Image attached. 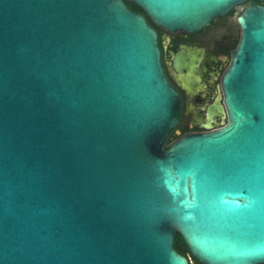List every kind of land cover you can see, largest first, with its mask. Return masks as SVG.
I'll list each match as a JSON object with an SVG mask.
<instances>
[{
    "label": "water",
    "instance_id": "95a60500",
    "mask_svg": "<svg viewBox=\"0 0 264 264\" xmlns=\"http://www.w3.org/2000/svg\"><path fill=\"white\" fill-rule=\"evenodd\" d=\"M191 34L246 1L224 120L178 119L154 29L123 0H0V264H264L262 0H129Z\"/></svg>",
    "mask_w": 264,
    "mask_h": 264
},
{
    "label": "flooded vegetation",
    "instance_id": "af4514ba",
    "mask_svg": "<svg viewBox=\"0 0 264 264\" xmlns=\"http://www.w3.org/2000/svg\"><path fill=\"white\" fill-rule=\"evenodd\" d=\"M263 2L259 4L264 6ZM236 9L234 6L212 18L191 34L150 24L157 36L162 72L178 95L179 133H168L173 134L172 141L186 133L203 131L204 126L217 127L224 120L220 77L239 39ZM181 254L187 264H203L187 248Z\"/></svg>",
    "mask_w": 264,
    "mask_h": 264
},
{
    "label": "trees",
    "instance_id": "16d2710c",
    "mask_svg": "<svg viewBox=\"0 0 264 264\" xmlns=\"http://www.w3.org/2000/svg\"><path fill=\"white\" fill-rule=\"evenodd\" d=\"M123 2L128 7V9H130L131 11L136 12V13H142L144 15L146 21L149 24H152L151 20L147 17V15L138 6H136L135 4L130 2L129 0H123ZM254 2L261 3V1H259V2L254 1ZM248 3H250V1H246L241 5H237L236 13H238L240 11V9L243 5L248 4ZM172 136H173L172 133L170 135L166 136V139L164 140V143H163L164 147H166L172 141ZM173 248L175 251H177L180 254L183 252V250L186 249L185 245L183 244V242H182V240L178 234H176V236H175V239L173 242Z\"/></svg>",
    "mask_w": 264,
    "mask_h": 264
}]
</instances>
